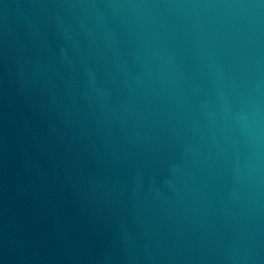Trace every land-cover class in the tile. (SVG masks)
Masks as SVG:
<instances>
[{
	"label": "water",
	"instance_id": "1",
	"mask_svg": "<svg viewBox=\"0 0 264 264\" xmlns=\"http://www.w3.org/2000/svg\"><path fill=\"white\" fill-rule=\"evenodd\" d=\"M0 264H264V0H0Z\"/></svg>",
	"mask_w": 264,
	"mask_h": 264
}]
</instances>
